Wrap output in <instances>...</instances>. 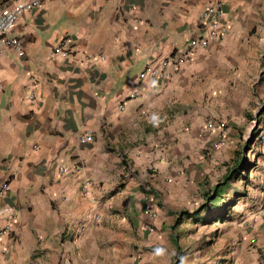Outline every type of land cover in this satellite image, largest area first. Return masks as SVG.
Here are the masks:
<instances>
[{
  "label": "crops",
  "instance_id": "1",
  "mask_svg": "<svg viewBox=\"0 0 264 264\" xmlns=\"http://www.w3.org/2000/svg\"><path fill=\"white\" fill-rule=\"evenodd\" d=\"M16 1L26 0L0 7ZM214 1L44 0L18 17L10 35L24 56L0 55V186L9 183L0 209L17 217L0 241V264H141L138 252L175 248L176 214L190 191L189 205L202 201L209 158L255 121L264 0H222L225 36L165 83L137 76L203 34L199 16ZM63 40L68 58L52 54ZM218 121L224 136L205 129ZM85 132L93 141L81 144ZM7 220L0 215V228Z\"/></svg>",
  "mask_w": 264,
  "mask_h": 264
},
{
  "label": "rangeland",
  "instance_id": "2",
  "mask_svg": "<svg viewBox=\"0 0 264 264\" xmlns=\"http://www.w3.org/2000/svg\"><path fill=\"white\" fill-rule=\"evenodd\" d=\"M261 93L262 97H256L255 121L242 132L234 133L232 138L235 141L209 158H214L216 163L209 165L199 196L203 198V194L211 190L210 187L217 185L221 187L220 198L214 204L202 199L192 207L189 204L197 192L190 191L187 203L179 208L192 212L191 208L194 211L206 203L220 211L221 205L238 199L230 210L231 220L225 223L205 222L211 214L204 211L198 218L193 217L177 225L178 232L174 231L172 236L176 235V245L182 252L180 264H264V87ZM239 157H243L244 165L250 164L248 170L240 171L244 179L242 176L237 178L239 174L232 171L233 159ZM226 176H231V179L223 187ZM148 179L144 177L142 185L145 188ZM240 193L242 196L237 198ZM214 198L215 194H212L211 201ZM162 247L163 254L160 256L151 254L148 257V254L145 256L142 255L145 253L138 252L137 261L141 264H173L176 248L170 242Z\"/></svg>",
  "mask_w": 264,
  "mask_h": 264
},
{
  "label": "built area",
  "instance_id": "3",
  "mask_svg": "<svg viewBox=\"0 0 264 264\" xmlns=\"http://www.w3.org/2000/svg\"><path fill=\"white\" fill-rule=\"evenodd\" d=\"M43 7L44 0L16 1L8 6L0 7V55L2 48H8L13 49L19 57L24 56L22 41L17 37L11 36L10 32L20 15L25 12L41 10ZM223 7L224 2L222 0H215L214 2L208 3L199 16L204 33L192 36L182 48L173 51L170 56L163 59L159 66H152L149 63L146 64L138 73V80L140 82L149 81L155 85L167 82L171 77V69L186 63L193 56L195 50L207 49L212 42L225 36L228 32V27L223 21ZM68 44L66 40L61 41L52 50V54L54 56H61L62 58L70 57L72 51ZM120 108L122 109V107ZM205 129L208 133L218 131L222 136L227 134V127L223 121L216 123L209 122L206 124ZM92 141L93 135L91 132H85L79 136V142L81 144L91 143ZM80 168L79 165H75L72 170L77 173ZM64 172L65 170L63 168L58 169L59 174H63ZM152 172L154 173V171ZM89 187L90 182L85 181L80 188V194L87 196L89 194ZM8 190L9 183H3L0 186V196H4ZM146 214L151 220L157 218V208L152 202L148 203ZM0 215L8 216L7 222L0 228L1 241L13 233L12 226H14L17 217L14 208L10 206L2 207L0 209ZM99 219V215L94 216V221L97 222ZM2 252H5L4 248H2Z\"/></svg>",
  "mask_w": 264,
  "mask_h": 264
},
{
  "label": "trees",
  "instance_id": "4",
  "mask_svg": "<svg viewBox=\"0 0 264 264\" xmlns=\"http://www.w3.org/2000/svg\"><path fill=\"white\" fill-rule=\"evenodd\" d=\"M233 161H234V167H233L232 171L234 172V174H239L237 176V178L242 176V178L244 179V175H242L240 171L247 169L248 165H250V164L244 165L243 157L242 158L239 157L236 160L233 159ZM230 179H231V176H226L224 178L225 183H224L223 187L226 186V184L230 181ZM220 188H221L220 186L214 185L211 188V190H209V192L204 193L203 199L205 200V202L214 204V202L217 201L218 198H220V193H221ZM212 194H215V198L213 199V201H211V199H210ZM240 196H242L241 193L239 195H236L237 198ZM237 200L238 199H234L227 204L221 205V207H219V208H221L220 211H216V210L212 209L206 203L200 205L196 210H194L192 212L181 211V212L176 214L174 226L179 225L184 220L192 219L193 217L198 218L201 215V213H203L204 211H206V213L209 212V214H211L209 217H207V219H205V222H217V223L228 222L231 220L230 210H232V208L236 205ZM175 248H176V252L174 255V263L173 264H180L181 260H182V258H181L182 252L177 245H175Z\"/></svg>",
  "mask_w": 264,
  "mask_h": 264
}]
</instances>
